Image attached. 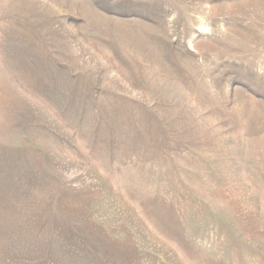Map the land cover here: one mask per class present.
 <instances>
[{
  "label": "rangeland",
  "instance_id": "obj_1",
  "mask_svg": "<svg viewBox=\"0 0 264 264\" xmlns=\"http://www.w3.org/2000/svg\"><path fill=\"white\" fill-rule=\"evenodd\" d=\"M0 264H264V0H0Z\"/></svg>",
  "mask_w": 264,
  "mask_h": 264
}]
</instances>
